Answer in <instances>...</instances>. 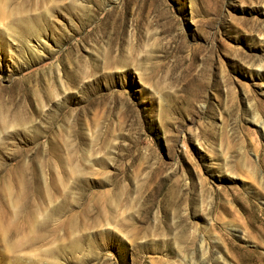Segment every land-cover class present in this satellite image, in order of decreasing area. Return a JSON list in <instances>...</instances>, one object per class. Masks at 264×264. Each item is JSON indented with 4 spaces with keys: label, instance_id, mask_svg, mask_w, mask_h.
I'll use <instances>...</instances> for the list:
<instances>
[{
    "label": "rangeland",
    "instance_id": "1",
    "mask_svg": "<svg viewBox=\"0 0 264 264\" xmlns=\"http://www.w3.org/2000/svg\"><path fill=\"white\" fill-rule=\"evenodd\" d=\"M0 264H264V0H0Z\"/></svg>",
    "mask_w": 264,
    "mask_h": 264
},
{
    "label": "bare ground",
    "instance_id": "2",
    "mask_svg": "<svg viewBox=\"0 0 264 264\" xmlns=\"http://www.w3.org/2000/svg\"><path fill=\"white\" fill-rule=\"evenodd\" d=\"M262 124V123H261ZM200 247H202V245H200ZM233 247H235L234 245H233Z\"/></svg>",
    "mask_w": 264,
    "mask_h": 264
}]
</instances>
